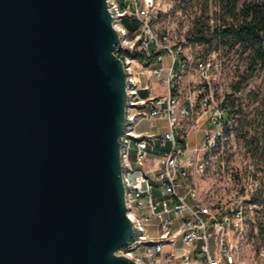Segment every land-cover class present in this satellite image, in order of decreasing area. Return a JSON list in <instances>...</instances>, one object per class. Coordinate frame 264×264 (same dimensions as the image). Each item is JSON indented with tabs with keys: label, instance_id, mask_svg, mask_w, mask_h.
Wrapping results in <instances>:
<instances>
[{
	"label": "water",
	"instance_id": "95a60500",
	"mask_svg": "<svg viewBox=\"0 0 264 264\" xmlns=\"http://www.w3.org/2000/svg\"><path fill=\"white\" fill-rule=\"evenodd\" d=\"M106 0H0V264H136Z\"/></svg>",
	"mask_w": 264,
	"mask_h": 264
},
{
	"label": "built area",
	"instance_id": "2783aa9c",
	"mask_svg": "<svg viewBox=\"0 0 264 264\" xmlns=\"http://www.w3.org/2000/svg\"><path fill=\"white\" fill-rule=\"evenodd\" d=\"M181 1L106 0L124 71L120 162L133 230L115 254L136 264H245L238 254L264 169L230 159L241 90L222 94L218 38H188L196 23L208 24L206 36L221 25L201 15L184 30ZM156 118L166 120V131L138 129Z\"/></svg>",
	"mask_w": 264,
	"mask_h": 264
},
{
	"label": "rangeland",
	"instance_id": "374dc122",
	"mask_svg": "<svg viewBox=\"0 0 264 264\" xmlns=\"http://www.w3.org/2000/svg\"><path fill=\"white\" fill-rule=\"evenodd\" d=\"M250 0H240L236 6L235 12L238 14L241 3ZM178 17H181L183 29L189 27L190 23L198 16L205 17L208 22L221 23L236 22L238 16H231L229 13L222 12L218 0H182ZM186 10V11H185ZM235 14V15H236ZM123 24L131 30L135 25L133 21L123 19ZM206 26L208 24L205 22ZM213 46L220 51L218 62L223 64L222 73H220V84L222 94H227L233 89L235 82L241 75L252 71L251 76L239 89L241 97L237 101L236 121L243 123L241 129H237L236 122L232 126L231 138L228 146L231 149L238 150L230 156L236 166H242L244 163H251L253 168L263 171L264 169V65L256 64L253 70H249L250 55L249 49L242 51L238 44L213 43ZM217 50V51H218ZM243 121V122H242ZM138 129L149 132L160 133L167 130V123L164 118H156L149 121H142ZM246 139L256 135L260 140L256 150L247 151L242 135ZM226 147V145H225ZM259 201L264 200V189L259 194ZM260 205V204H259ZM253 208L251 220L247 224L246 240L242 243L243 247L239 252V260L245 264H252L256 260L257 264H264V205Z\"/></svg>",
	"mask_w": 264,
	"mask_h": 264
},
{
	"label": "trees",
	"instance_id": "16d2710c",
	"mask_svg": "<svg viewBox=\"0 0 264 264\" xmlns=\"http://www.w3.org/2000/svg\"><path fill=\"white\" fill-rule=\"evenodd\" d=\"M222 12L229 13L231 16H238L236 22L221 23V27L213 29L209 36L208 27L203 23H196L189 32V40L205 41L211 43L214 37L218 38L221 44H238L242 51L249 49L251 51L249 70H253L256 64L264 65V0H250L241 3L238 14L234 13L240 0H218ZM236 14V15H235ZM252 71L241 75L233 86L234 90H238L251 76ZM243 122V121H242ZM237 129H241L243 123L237 120ZM247 151L256 150L259 144V138L254 135L246 139V135H242ZM257 202V199H256ZM264 205V200L259 201Z\"/></svg>",
	"mask_w": 264,
	"mask_h": 264
}]
</instances>
